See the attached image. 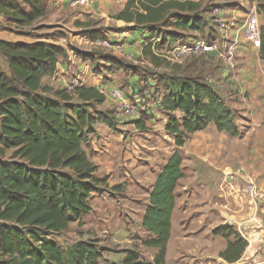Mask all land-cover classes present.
Here are the masks:
<instances>
[{
  "label": "trees",
  "instance_id": "obj_1",
  "mask_svg": "<svg viewBox=\"0 0 264 264\" xmlns=\"http://www.w3.org/2000/svg\"><path fill=\"white\" fill-rule=\"evenodd\" d=\"M49 2L0 0V16L5 22L0 30L29 37L26 29L43 21ZM202 3L126 0L113 17L146 34L142 36L141 56L161 70L153 74L154 93L159 94L155 105L169 116L164 130L178 149L189 135L211 125L230 137L240 133L236 111L226 106L220 94L204 78L188 74L181 64L164 57L183 45L182 40L191 41L181 33L203 36L210 13ZM256 8L264 16V0H258ZM73 53L98 76L130 69L115 56ZM260 53L264 59L263 41ZM67 56V49L56 42L0 39V57L9 70L6 74L0 65V264H98L102 257L94 241L80 240L63 249L52 238L89 214L93 194L120 188L110 187L107 177L96 176L97 167L83 148L98 124L115 129V115L99 109L105 95L95 86L81 85L68 92L42 83ZM177 112L180 120L173 116ZM132 120L136 125L141 123V119ZM181 167V154L174 151L149 193L141 227L150 235L143 246L156 250L153 259L143 261L137 251L126 250L121 264H165L174 192L184 177ZM211 234L226 241L225 250L219 253L221 259L227 263L240 259L247 243L234 227L219 225Z\"/></svg>",
  "mask_w": 264,
  "mask_h": 264
},
{
  "label": "rangeland",
  "instance_id": "obj_2",
  "mask_svg": "<svg viewBox=\"0 0 264 264\" xmlns=\"http://www.w3.org/2000/svg\"><path fill=\"white\" fill-rule=\"evenodd\" d=\"M242 1L203 0L202 4L208 6V13H211L210 10L213 7L220 8V18L229 24V13L232 8L230 4ZM117 2L122 5L126 3V0H114L111 8H101L103 13L96 14V16L91 14L93 18L87 17V21L84 18L80 19L81 21L69 23L67 19H64L58 25H47L43 19V22L36 24L33 29H26V32L30 34L27 37L28 41L43 39L56 42L68 52L67 58L60 61L65 62L67 72L63 74L58 69L54 75L43 79L44 86L54 90L63 89L72 79H77L81 84L89 87L95 86L105 94V102L99 109L111 112L116 117L115 129L98 124L94 133L86 137L83 148L88 158L97 167L96 176L107 177L110 187L120 186V188L117 191L107 189L93 194L89 214L82 216L79 221L72 223L68 230L53 235L52 238L63 249L80 240L94 241L102 252L98 264H121L126 250H135L139 253L141 260L151 261L156 250L143 246V241L150 235L141 227V221L144 211L149 205V193L158 174L171 154L178 151L182 157L181 168L184 177L178 182L174 192L175 206L171 216L172 226L166 247L165 264H182L185 259L187 262L198 263L196 258L201 256L191 255L186 258L188 253L181 244V234H184L186 227L190 231L196 229L201 232L206 230L209 232L210 230V234L220 224L232 226L237 232L240 228L243 234L240 236L247 239V248L256 249V245L252 248V242L256 236L255 231L260 228V222L257 221L256 213L252 215V212L256 208L264 213V202L258 200L253 202L245 190L247 181L252 179L258 188L264 191V188H260L261 186L258 184L259 179L264 178V151H262L263 155L260 154V160L257 162L259 166L257 174H252L248 170L249 161L256 153L250 149L251 145L249 144L264 140V132L258 136L251 134L245 138L247 120L243 117L242 111L237 109L234 111L238 115L237 126L240 131L238 136L230 137L225 133L217 132L211 125L201 132L189 135L183 147L176 148L173 137L164 130L169 116L159 111L155 105L159 94L154 93L156 92L154 91V76L156 75L153 74H159L161 70L147 63L138 48L135 51L134 49H124L122 52L121 49L104 48L93 43L95 39H106L104 35L110 36L109 38H117L118 34L126 28L131 29L126 27L124 22L113 19L120 12ZM90 5L89 1L88 6L77 8L68 6L67 11L62 12V16L68 18L69 11H74L72 15L88 11ZM254 10L257 12V8ZM257 15L261 44L264 16H259L258 13ZM209 16L210 20L205 26L203 36L197 33H181L185 39L192 38L191 41L182 40L183 45L200 40L217 42L220 46L224 45L229 37L228 31L224 33L221 29L219 30L213 15ZM240 16L242 17V15ZM244 20L242 18L243 23ZM78 23L82 24V27L77 26ZM0 24L4 25L5 23L0 21ZM134 31L137 36L141 35V31ZM0 32L2 31L0 30ZM92 33L95 34L92 35ZM2 36L10 40L21 39L13 33H4ZM237 38V42L240 41V38L244 40L242 39V28L239 30ZM260 44L255 46L260 47ZM73 50L92 53L96 57L115 56L128 64L130 69L119 70L112 75H95L90 64L75 58ZM164 54L166 60L181 64L188 74L204 78V81L211 84L216 83L214 90L220 93L224 101L237 100V97L228 96V90L224 84V78H222L224 71L227 77L235 73L236 53L233 68L228 67L216 54L197 58L173 57L168 52ZM171 58L176 59L177 62L172 61ZM0 65L2 71L9 74L8 67L1 57ZM132 73L136 75L133 76ZM113 89L119 90L128 101L133 98V90L135 95L143 97L144 109L139 118H136L141 119L140 125H136L132 117L117 113L119 105L110 97ZM46 95L50 96L51 94ZM173 116L178 120L182 117L178 112ZM206 157L216 163V168L203 162V158L206 159ZM221 187L230 192L225 198L220 193ZM200 244V248L207 247L206 249L209 251L207 254L212 253L213 248H209L211 245L208 242L202 240ZM247 250L244 264H254L252 258L247 259L250 251Z\"/></svg>",
  "mask_w": 264,
  "mask_h": 264
},
{
  "label": "crops",
  "instance_id": "obj_3",
  "mask_svg": "<svg viewBox=\"0 0 264 264\" xmlns=\"http://www.w3.org/2000/svg\"><path fill=\"white\" fill-rule=\"evenodd\" d=\"M89 1L91 5L89 6L88 11L86 10L83 12L80 11L82 13L74 14V15H72L74 11H69L68 18L67 16H65L64 18L62 16V12L67 11L69 0H50L48 11L46 17L44 18V23L47 25H58L60 21L64 19H67V21L71 23L78 20L81 21L84 18L86 19L85 21H87V17L93 18L91 14H94L96 16V14L103 13L101 12V8L104 7L111 8V5H113L112 2H114V0L113 1L104 0L103 2L102 0H89ZM117 4L120 6L119 11H121L124 8L125 4L121 5L119 2H117ZM257 4H258V0H243L242 2H236L234 4H230L232 7L230 8L231 11L229 13L230 28L228 30L229 37L228 40L226 41H233V40L237 41L238 39L237 36H239V30L242 28L243 25L242 18L244 20L250 10L256 9ZM240 15H242V17ZM0 21L1 23H5L4 19L1 16H0ZM76 25L82 27V24L80 23ZM125 26L131 28L132 30L126 28V30L118 34L117 38L116 37L109 38L110 36L104 35V37L111 43L110 48L121 49L122 52L124 51V49L126 50L134 49L135 51V49L137 48L139 49V51H141L143 47L142 33L140 36H137L136 32L133 29L132 24L125 23ZM4 33L7 32L5 31L0 32L1 40L11 41V42H15V41L34 42V41H28L27 37H24V39H22L23 37L21 36H18V38H21L20 40H10L9 38H5L4 36H2L4 35ZM94 34L92 33V35ZM262 41L264 43V31L262 32ZM131 42H133V45L130 46ZM117 44L120 46H116ZM235 63H236L235 73L232 74V76L227 77L225 76L224 74L225 71H224V73H222L223 74L222 78H224V84L227 87L228 96L237 97L236 98L237 100L235 101L234 99L233 100L229 99V101H224V102L229 109H233V110L239 109L242 111V115L243 117H245L248 124V126H246L245 128V134H246L245 138H247L251 134L258 136L260 134H263L264 132V59L260 53V47L251 45L245 42L244 40H241L240 38V41L238 42V46H237ZM58 69H60L61 73L63 74L66 73L67 68L65 62H59L57 64L55 72ZM207 83L215 89L216 83L211 84L208 81ZM262 140L258 143L249 144L251 145L250 149L252 151H256L254 156L251 157V160L249 161L248 170L252 174H257V169H259L257 162L260 160V154H262V151H264V140L263 141ZM207 157L206 159L203 158V162L206 163V165L216 168L215 167L216 163ZM258 184H260L259 185L261 186L260 188H264V178H260ZM220 189H221L220 193H222V197L225 198L227 197L226 195H229L230 192L228 190L226 189L224 190L222 187ZM235 189L237 190V188ZM254 213H256L257 221L260 222L259 224L260 228L257 229V231H255V235H256L255 238H254V234L252 236L254 238V241L252 242L253 243L252 248H254V245H256V249L254 248L253 250L252 249L250 250L246 247L238 261L234 263H227L226 261H224L219 257V253L224 251L226 248V241L223 238L213 237L210 234V230L209 232L207 230L205 232H201L196 229L190 231V229H188L187 227L184 228V234L180 233L182 236V238H180L182 241L181 244H183V246L186 248V251L188 253V256L186 255L187 256L186 258H188L191 255L201 256L196 258L198 263L195 264H244L245 253L246 250L248 249L250 251L248 253L249 256L247 257V259L252 258V262L254 264H264V213L258 211L256 208L254 212H252V215H254ZM238 233L239 235H243L241 233L240 228ZM243 238L247 243V239L245 237ZM202 240L208 242L209 245H211V247L209 248H213L212 253L207 254V252H209L206 249L207 247L200 248L201 246L200 242ZM182 264H194V263L187 262L185 259L183 260Z\"/></svg>",
  "mask_w": 264,
  "mask_h": 264
},
{
  "label": "built area",
  "instance_id": "obj_4",
  "mask_svg": "<svg viewBox=\"0 0 264 264\" xmlns=\"http://www.w3.org/2000/svg\"><path fill=\"white\" fill-rule=\"evenodd\" d=\"M89 0H69L68 6L71 8L88 6ZM211 15H213L214 21L217 22L219 26V30L221 29L224 33L230 28V25L220 18L221 9L218 7H213L211 10ZM242 37L243 39L251 44V45H259L261 40V33L259 27V20L257 12L252 9L246 15L242 26ZM93 43L104 47L110 48L111 43L107 39H95ZM238 42L236 40L226 41L223 46L217 44V42L210 41H194L191 44L176 46L172 51L168 52V54L179 57H200V56H210L216 54L221 58L223 62H225L228 67H234V56L237 51ZM172 61L177 62V60ZM81 82L77 79H72L69 84L65 86V89L68 92H72L74 88L81 86ZM102 89V87H100ZM102 94L104 92L100 90ZM105 95V94H104ZM110 97L113 98L118 103L117 113L118 114H126L128 117H132V119L139 118L140 113L143 111V100L137 95L132 94V100L128 101V99L122 95V93L113 89L110 93ZM147 107V106H146ZM145 111V110H144ZM245 192L250 196L253 202L263 201L264 202V191L260 190L258 186L255 184L252 179L247 181V187Z\"/></svg>",
  "mask_w": 264,
  "mask_h": 264
}]
</instances>
